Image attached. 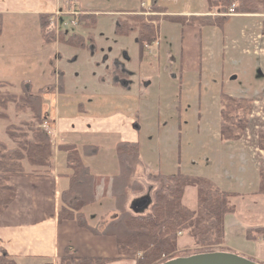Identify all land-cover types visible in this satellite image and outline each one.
<instances>
[{
  "label": "rangeland",
  "instance_id": "obj_1",
  "mask_svg": "<svg viewBox=\"0 0 264 264\" xmlns=\"http://www.w3.org/2000/svg\"><path fill=\"white\" fill-rule=\"evenodd\" d=\"M142 1L144 0H79L81 9L95 15V25H71L66 19L68 24H65L63 29L66 30V35L84 36L87 41L84 48L61 43L59 37L64 33H58L59 36L50 33L53 40L50 44L44 42L46 44L40 49L26 46L25 42H22L25 36L31 39L33 33L42 31L38 32L30 21L14 18L13 22H7L3 30H0V58L7 67L4 70L0 65V78L13 81H16V78H24L25 83L32 82L31 89L36 90L37 84H45L49 78V82H53L55 77L54 83L47 84L53 85L54 91L46 94V106H42V109L45 108L44 110L49 112L47 103L57 102L59 95V75L55 73L60 71L65 76L63 84L66 93L71 96V101L60 103L66 105L63 113L85 115L83 112L95 110L99 115L117 118L110 131L86 134L84 141H75L78 149L83 146V142L98 145L95 157L84 159V163L90 166L95 175L99 170H110L111 173L110 164L116 167L112 141L128 137V127L125 125L127 120L132 126L129 129L132 138L137 140L135 142L140 146L139 160L131 164L134 169L137 168L138 178L141 175L140 168H145L146 174L152 175L181 173L190 177H204L209 167L223 165V174H226L231 169L228 167L239 163L242 155L238 151L230 154L224 146L225 141L220 139L222 95L252 101L253 107L241 138L249 147L250 156L255 161L257 157L264 163V153L261 154L256 148L259 132H264V34L260 32L264 24V14L228 17L221 27H198L200 52L194 49V53L185 55L181 49L185 43L183 31L189 26V16L184 13H207L209 10L206 0H156L165 11L162 14H155L157 12L150 8H140ZM153 1L151 0V4ZM138 10L142 12L145 21L154 19L152 25L157 31V44L146 47L145 54L143 52L142 55L138 54L135 34L119 35L115 32V26L120 19ZM58 22L61 23V19ZM50 28L52 26L48 25L47 29ZM19 33L24 34L17 37ZM92 33L95 35V41ZM88 39L94 41L92 45ZM108 54L110 59L102 66ZM186 57L194 58L198 68L188 69L189 66L182 65ZM8 59L12 63H9ZM95 59L102 68H96ZM117 64L120 67H117ZM116 68L119 70L116 71ZM123 69L126 70L125 77L121 76ZM128 71L133 74L128 75ZM116 79H124L127 83L122 86L123 82H116ZM7 92L12 93L10 90ZM103 111L105 112L102 113ZM116 111L120 112L119 117L111 115V112ZM8 112L12 119L16 118L9 106ZM43 113L46 127L42 129L43 122L40 129L51 131L49 134L54 138L56 133L50 124L53 116L47 113L45 116ZM18 118L20 119V116ZM51 142L53 143L52 139ZM54 143L57 144V141L54 140ZM215 149H218L219 162L213 164ZM146 179L147 177L142 178ZM143 183V191L132 194V198L146 193L148 189L152 194L155 184L147 180ZM106 188L107 185L103 186L101 183L100 187H97L98 195H102V191L108 195L109 190L105 191ZM196 197V188L189 186L185 189L182 203L194 209ZM230 201L238 207L236 216L230 215L233 221L244 219L246 222L240 220L237 224L228 226L233 236L244 238L246 228L264 223L259 221L263 214L257 217L258 221L251 223L252 215L246 213L245 208H240V199L231 198ZM108 203L111 206L110 202ZM89 209L95 211V214H89L86 218L94 222L101 213ZM233 236L226 243L228 247H216L214 250L234 253L245 258L236 243L239 240L236 241ZM184 239L189 242L191 240L187 234L182 233L176 241V245H180L179 248L184 250L183 253L198 251V247L192 242L183 245Z\"/></svg>",
  "mask_w": 264,
  "mask_h": 264
},
{
  "label": "trees",
  "instance_id": "obj_2",
  "mask_svg": "<svg viewBox=\"0 0 264 264\" xmlns=\"http://www.w3.org/2000/svg\"><path fill=\"white\" fill-rule=\"evenodd\" d=\"M231 5H234V11L240 15L264 14V0H206V7L209 10L207 13L210 15H191L187 25L221 27L228 17H222L220 14ZM150 9L157 13L165 12L156 0L150 5ZM139 12L120 19L115 26V32L119 35L135 34L138 54L142 55L145 47L155 42L156 32L151 22L145 21ZM78 16V23L83 27H92L96 23L95 15L92 13ZM40 19L44 40L50 43L53 35L46 29L45 17ZM2 23L0 14V30ZM260 32L264 34V24ZM59 38L61 43L68 46L84 48L87 44L86 38L77 34L64 33ZM88 40L92 42V39ZM57 82L60 87L58 91L61 93L64 83L62 74L59 75ZM3 86L0 83V118L5 122L8 141L0 139V215L15 198V187L10 184L12 177L48 176L54 168V151L50 137L40 129V125L45 121L42 116L44 95L53 92L54 86L47 85L32 91L30 85L22 82L20 93L1 91ZM220 104V139L225 142L240 139L247 126V118L253 107L252 101L222 95ZM8 106L13 109L16 118L10 117ZM258 147L264 149L262 131L259 132ZM57 149L65 153L66 167L69 169L68 187L61 193L62 206L57 213L59 221L73 219L81 228L93 234L114 237L118 253L134 256L136 264H161L176 257L212 252L215 251L214 248L224 243V217L235 213V207L230 201L235 194L221 190L207 178L190 177L181 173H158L149 176L147 182L155 184L150 206L142 214H136L129 208V203L133 199L131 195L141 193L144 188L143 182L146 181L134 174L135 169L131 165L138 162L140 157L138 142L120 141L114 146L116 170L111 176L110 183L111 208L100 215L94 225H89L82 210L96 200L94 191L96 175L84 163V159L95 157L98 147L86 144L78 149L74 144H62ZM260 172L261 184L255 194L264 195V169ZM189 186L196 188L194 209L182 203L185 189ZM261 232V228H249L245 231V237L248 240H255ZM179 233L187 234L198 247V251L183 253L184 250L177 249ZM100 262L102 260L79 261L63 257L56 264ZM0 264L15 262L8 255L1 254Z\"/></svg>",
  "mask_w": 264,
  "mask_h": 264
},
{
  "label": "crops",
  "instance_id": "obj_3",
  "mask_svg": "<svg viewBox=\"0 0 264 264\" xmlns=\"http://www.w3.org/2000/svg\"><path fill=\"white\" fill-rule=\"evenodd\" d=\"M76 1L78 2V5H80L79 0ZM65 7L66 0H0V14L2 15L3 22L2 30L7 22H13L14 18H18L20 20L32 22L35 25V29H37L38 32H41L40 18L45 17L46 21V16H50V14L55 15L57 12L63 13ZM79 9L83 10L81 9V5ZM83 11L87 12L86 10ZM184 14L188 16L200 14V12H186ZM243 16L247 17V15ZM60 18L62 21L66 20L64 16H61ZM183 33H185V43L181 49L182 54L187 55L194 53V49L199 53L201 47L199 35L200 29L197 26H186ZM23 34L24 33H19L17 37L23 36ZM92 34L95 41V35L94 33ZM43 36V33H33L31 39H28V37L25 36L22 42H25L26 46H35L40 49L46 44L44 43L45 40ZM93 42H91L90 45H92ZM107 48L109 49V47ZM110 54L105 56L102 66L110 59ZM8 62L12 63L10 59H8ZM95 62L96 68H102L98 60L95 59ZM184 64L185 66L190 67L188 69L198 68L199 66L192 57H186L185 62H182V65ZM0 65H2L4 70L7 68L2 60ZM19 67L25 69L24 66L19 65ZM117 67H120V65L117 64ZM118 70L119 69L116 68V71ZM125 71L126 70L123 69V75L121 76L125 77ZM57 74L63 75L60 71L55 73V75ZM131 74L133 73L128 71V75ZM54 78L53 82L51 81L52 83L55 82ZM99 79L100 77H98V80ZM127 79H129V77H127ZM49 81L50 78L45 84H37L36 89L50 84L51 82ZM118 81L123 82L122 86H125L127 83L124 79H116V82ZM22 82H25L24 78H16V81L0 78V83L4 85L1 91L10 90L13 93H20L22 92ZM30 83L31 84L28 82L27 84L33 86V83ZM12 84L17 85L14 86ZM7 87H10L11 89H7ZM47 96L48 95L45 94V100ZM56 101L57 102L54 103L53 101L47 103L49 109V112L47 111L48 113L44 110L45 108L42 109V113L44 112L43 115L46 116L48 114L50 116L52 114L53 116L51 118L53 120L50 119V124L56 133L55 137L52 138L54 168L48 176H15L10 179V184L15 187L16 192L13 202L0 215V255H8L14 260L15 264H56L57 261L63 257L79 261L102 260V262L98 264H136L134 256H124L118 253L114 237L93 234L88 230L81 228L73 219L62 221L57 219V213L62 206L61 193L68 187L67 175L69 173V169L66 167L65 153L58 151V144L75 145V141H84L83 139L86 134L93 135L99 131H110L113 122H115L117 118H109L107 115H99L95 110L83 112L85 115L82 113L80 115L77 113H63L62 110L66 105H61V101L66 103L71 101V96L66 93L64 84L63 91L59 93ZM51 103L53 108L50 107ZM45 106L46 103L43 104V107ZM104 112L105 111L102 113ZM113 114L118 116L120 112H111V115ZM125 125L128 127V137L118 141H112L114 146L120 141H137L132 138V133L129 130L131 124L128 120ZM0 134H2L0 139L8 141L5 134V124L1 118ZM54 140L55 142L57 141V144L54 143ZM82 145L86 144L83 142ZM224 146L227 147V151H229L230 154L231 152L238 151L242 155L240 162L229 166L228 168L231 169L227 171L226 174H223V165L220 167H209L206 173H204V177L212 181L218 188L234 193L235 195L231 198L234 200L240 199V208H245V212L252 215L251 223H255L257 217L262 214L264 215V195L255 194L261 184L260 170L264 169V163L261 159L259 160V158L255 157V161V159L250 156L249 147L244 143L242 138L238 141H226ZM256 148L260 153H264V149H259L258 146ZM217 152L218 149H215L213 153V164L219 162ZM110 166L111 173L110 170L103 172L99 170L98 174H96L94 183L96 200L92 205L87 206L82 210L84 218L91 226L96 223L100 215L110 211L111 208L108 203L110 202V183L111 176L115 172L116 167H114L113 164H110ZM136 169L137 168H135V171H137ZM139 171H141L139 178L141 180L143 177L152 176V173L146 174L145 168H140ZM138 173L139 172L137 171V173L135 172L134 174L138 176ZM101 183L103 186L107 185L105 191L109 190L108 195L104 194V191H102V195H98L97 187H100ZM244 200L245 203H243ZM233 205L235 207V213L232 214V217L236 216L238 211L237 205L235 203ZM89 208L101 213L94 222H90L86 218L87 215L95 212L91 211ZM232 217L230 215L224 217V243L221 245L222 248L228 247L226 243L230 240L231 236H233V233L229 231L228 226L230 224H237L240 220L246 223L244 219H239L238 222L233 221ZM259 221H264V216ZM249 228H261L262 232L256 236L255 240L246 239L245 233L244 238L238 239L236 235H234L233 238L236 239V241L239 240L236 243L241 249V253L245 254V258L258 263H264V223ZM249 228H246V230ZM179 236H181V234ZM179 236L177 240L179 239ZM187 240L188 239H184L183 242L181 241L182 244L187 245L191 242L193 243L192 239L190 242ZM179 247L180 245H177V249L181 250Z\"/></svg>",
  "mask_w": 264,
  "mask_h": 264
},
{
  "label": "water",
  "instance_id": "obj_4",
  "mask_svg": "<svg viewBox=\"0 0 264 264\" xmlns=\"http://www.w3.org/2000/svg\"><path fill=\"white\" fill-rule=\"evenodd\" d=\"M152 202L149 194L137 197L130 201L129 208L136 214H142ZM161 264H258L252 260L240 257L237 254L225 251L196 253L170 259Z\"/></svg>",
  "mask_w": 264,
  "mask_h": 264
},
{
  "label": "built area",
  "instance_id": "obj_5",
  "mask_svg": "<svg viewBox=\"0 0 264 264\" xmlns=\"http://www.w3.org/2000/svg\"><path fill=\"white\" fill-rule=\"evenodd\" d=\"M145 4L149 5V2L147 1ZM142 5H144V3ZM67 6H68V11L70 10V12H73L74 13V11H73V9H74V3H68ZM57 14L58 13H56V15ZM223 15H226V16H233V15H235V13H234V5H232L225 13H223ZM52 21H53V19L50 18V22L51 23H52ZM45 127H46V123H43L42 124V129L45 128ZM45 132L48 133V134L51 133V131H45Z\"/></svg>",
  "mask_w": 264,
  "mask_h": 264
},
{
  "label": "flooded vegetation",
  "instance_id": "obj_6",
  "mask_svg": "<svg viewBox=\"0 0 264 264\" xmlns=\"http://www.w3.org/2000/svg\"><path fill=\"white\" fill-rule=\"evenodd\" d=\"M143 195H145V193H144ZM141 196H142V195H141Z\"/></svg>",
  "mask_w": 264,
  "mask_h": 264
},
{
  "label": "bare ground",
  "instance_id": "obj_7",
  "mask_svg": "<svg viewBox=\"0 0 264 264\" xmlns=\"http://www.w3.org/2000/svg\"><path fill=\"white\" fill-rule=\"evenodd\" d=\"M51 15V14H50ZM79 17V16H78Z\"/></svg>",
  "mask_w": 264,
  "mask_h": 264
}]
</instances>
